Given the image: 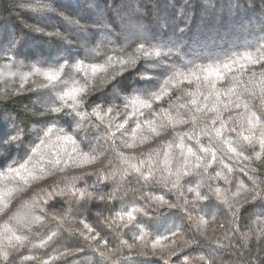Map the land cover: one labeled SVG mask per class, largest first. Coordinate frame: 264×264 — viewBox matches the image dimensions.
<instances>
[{
	"label": "trees",
	"instance_id": "16d2710c",
	"mask_svg": "<svg viewBox=\"0 0 264 264\" xmlns=\"http://www.w3.org/2000/svg\"><path fill=\"white\" fill-rule=\"evenodd\" d=\"M245 52L264 0H0V264H264V61L165 84Z\"/></svg>",
	"mask_w": 264,
	"mask_h": 264
},
{
	"label": "snow or ice",
	"instance_id": "6c2138e0",
	"mask_svg": "<svg viewBox=\"0 0 264 264\" xmlns=\"http://www.w3.org/2000/svg\"><path fill=\"white\" fill-rule=\"evenodd\" d=\"M141 49H144V45L141 44L140 45ZM162 49L160 48H155L152 51H148V50H144L143 55L146 56H156L159 57L162 53ZM165 55H169V54H173V50L172 49H168L166 52H164ZM175 54H179L178 51ZM109 59H111V57H109ZM259 61H264V56H260L257 58H254L252 56L251 53L245 52L243 54H240L238 56H235L229 60H225L222 61L218 64H208V65H196L195 69L193 68H189L187 71H183L181 69H176L174 71H172V74L168 77L167 81L165 82V84H169V83H173L179 80V78H184V79H188L189 82H191V78L195 77L197 80H200L201 77L203 78L204 81H206L208 83V87L210 89H214L215 88V83L210 79L211 77L215 76L218 80L223 79V73L221 72V69H223L226 72H230L232 71V69L236 66L239 65V69L243 70L244 68H246L248 63H257ZM82 64L83 61H81L80 63H78L75 67L77 69V71H82ZM10 65H5V67H9ZM89 69L92 71L93 75L96 73L97 70L99 71H103V67L101 65L98 64H90ZM60 69H49L46 73L45 76L46 78L51 81V82H55L58 81L60 79ZM167 89L166 88H162L159 92L155 93V99L159 100L161 99V97L166 93ZM233 89H229V92H233ZM83 92V88H76V87H69L67 89V91L61 93L57 99L60 100L62 103H66L67 99H71L73 101V104L71 105V107L73 109L76 108V106L80 103L79 100H77V96ZM213 95V93L211 91L208 92L207 96H211ZM207 96H205V99H207ZM220 99V93L216 92L215 93V102H218ZM192 104H196V101L193 100ZM126 107H132L133 111L135 112L137 106L143 107V108H152V101L151 99H141L139 97H136L134 99H132L131 101H129L128 103H126L125 105ZM240 104L237 103V107H239ZM225 107H227V105H225ZM246 107V105H245ZM45 111H50L51 113H58L61 111L60 107H56L55 104L49 105L47 107H45L44 109ZM112 108L109 107L107 109L108 112H112ZM199 111V109H197ZM214 110V109H213ZM95 114L97 116H99V112L95 111ZM77 115L83 116V113L77 112ZM140 115H144L143 112H140ZM164 116L167 118L168 122L170 123L172 121V117L168 115L167 112L164 113ZM252 117H254L256 120H259V117H256L255 113H252ZM213 123H215V121H213ZM249 123L251 124L252 121L249 120ZM147 124L149 125V130L151 132H156V128L153 126L154 121H147ZM163 126V125H162ZM223 127V124L221 125ZM137 128L140 127L139 124L136 125ZM60 132H63V129L60 130ZM52 133V128L49 127L45 132L44 135L47 137ZM216 134L217 136L220 135V130L217 129L216 130ZM19 137H13V139H18ZM64 139L65 141H68L72 144H75L76 141L73 139L72 135H68V134H64L63 136L61 135H57V139ZM246 140H248V137H245ZM233 152L236 151L235 148L232 149ZM189 154L191 155H195V153L192 152V149L189 148L188 149ZM215 156V153H213V158ZM197 160L201 159L200 157H196ZM133 167H135L133 165ZM15 171L17 175H19V170L18 169H12V168H8L7 171L5 172H0V176H5L7 175L9 172H13ZM136 171H139V169L137 168ZM197 195H199V193H197ZM18 214L21 215V219H23L24 217H27L30 215V206L26 205H22L20 207V209L18 210ZM128 216L130 219H134V217L132 216L131 213H128ZM54 235V234H53ZM143 237H141L142 239ZM17 239L19 240L20 237H17ZM49 239H51V236L49 237ZM46 243V241H45ZM158 243V242H157ZM153 247H155V245H153Z\"/></svg>",
	"mask_w": 264,
	"mask_h": 264
}]
</instances>
